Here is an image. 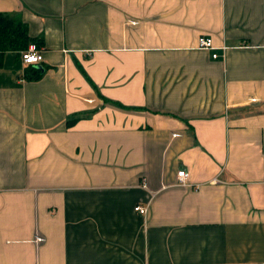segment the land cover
<instances>
[{
	"label": "crops",
	"instance_id": "1",
	"mask_svg": "<svg viewBox=\"0 0 264 264\" xmlns=\"http://www.w3.org/2000/svg\"><path fill=\"white\" fill-rule=\"evenodd\" d=\"M0 11L43 55L0 65V264H264V0Z\"/></svg>",
	"mask_w": 264,
	"mask_h": 264
},
{
	"label": "trees",
	"instance_id": "2",
	"mask_svg": "<svg viewBox=\"0 0 264 264\" xmlns=\"http://www.w3.org/2000/svg\"><path fill=\"white\" fill-rule=\"evenodd\" d=\"M36 42L38 46H42L40 39L29 34L28 26L19 17H12L9 13L0 11V65L3 61V54L7 50H24L28 48L31 42ZM31 73L25 72L28 77H40L43 74V69L34 65L31 67ZM79 118H69L66 120L67 125H71Z\"/></svg>",
	"mask_w": 264,
	"mask_h": 264
},
{
	"label": "built area",
	"instance_id": "3",
	"mask_svg": "<svg viewBox=\"0 0 264 264\" xmlns=\"http://www.w3.org/2000/svg\"><path fill=\"white\" fill-rule=\"evenodd\" d=\"M132 22H135V20H132ZM198 46L204 48H211L213 46V38L210 35H201L198 39ZM225 47V46H224ZM20 56L22 57V60L24 63L26 64H31L33 62H39L41 59H43V55H42V48L40 46H38V44L36 42H31L28 46V48L21 50L20 52ZM214 57L217 56V53L213 54ZM189 170L184 168V167H180L179 170L177 171V180L179 183H182L184 185L190 184V180L189 179ZM144 179V178H143ZM142 185L146 186L147 182H145V180L142 181ZM147 205H142V204H137V206L135 207V209L143 212V213H147Z\"/></svg>",
	"mask_w": 264,
	"mask_h": 264
},
{
	"label": "water",
	"instance_id": "4",
	"mask_svg": "<svg viewBox=\"0 0 264 264\" xmlns=\"http://www.w3.org/2000/svg\"><path fill=\"white\" fill-rule=\"evenodd\" d=\"M37 66H38V67H40V68H42V66H41V65H39V64H37ZM42 69H43V68H42Z\"/></svg>",
	"mask_w": 264,
	"mask_h": 264
}]
</instances>
